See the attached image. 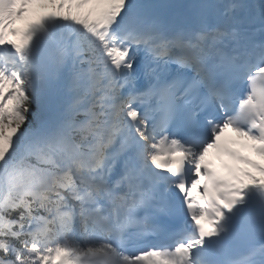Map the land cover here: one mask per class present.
<instances>
[{"label":"snow or ice","instance_id":"snow-or-ice-1","mask_svg":"<svg viewBox=\"0 0 264 264\" xmlns=\"http://www.w3.org/2000/svg\"><path fill=\"white\" fill-rule=\"evenodd\" d=\"M227 129L264 158V0H0V264H264Z\"/></svg>","mask_w":264,"mask_h":264},{"label":"rangeland","instance_id":"rangeland-1","mask_svg":"<svg viewBox=\"0 0 264 264\" xmlns=\"http://www.w3.org/2000/svg\"><path fill=\"white\" fill-rule=\"evenodd\" d=\"M47 11H50V9L49 8L35 9L34 11L30 12V15L28 16L27 20L28 21H34L40 13L47 12Z\"/></svg>","mask_w":264,"mask_h":264},{"label":"bare ground","instance_id":"bare-ground-1","mask_svg":"<svg viewBox=\"0 0 264 264\" xmlns=\"http://www.w3.org/2000/svg\"><path fill=\"white\" fill-rule=\"evenodd\" d=\"M28 22L26 21V19L24 20V21H21L20 23H19V25L18 26H24V25H26Z\"/></svg>","mask_w":264,"mask_h":264}]
</instances>
